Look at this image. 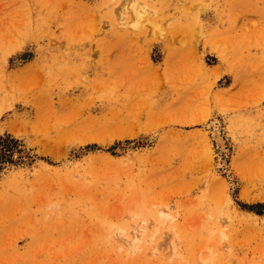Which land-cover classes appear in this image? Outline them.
Wrapping results in <instances>:
<instances>
[{"label":"rangeland","instance_id":"obj_1","mask_svg":"<svg viewBox=\"0 0 264 264\" xmlns=\"http://www.w3.org/2000/svg\"><path fill=\"white\" fill-rule=\"evenodd\" d=\"M0 264H264V0H0Z\"/></svg>","mask_w":264,"mask_h":264},{"label":"bare ground","instance_id":"obj_2","mask_svg":"<svg viewBox=\"0 0 264 264\" xmlns=\"http://www.w3.org/2000/svg\"><path fill=\"white\" fill-rule=\"evenodd\" d=\"M137 2V1H136ZM135 2V3H136ZM133 3V2H132ZM134 4V3H133ZM134 6V5H133ZM135 6H137V5H135ZM134 11H135V14H136V9H135V7H134ZM138 18V17H137ZM217 139H218V141L220 142V144L222 143V141H221V139L219 138V137H217ZM132 213H134L135 212V208H133V209H131L130 210ZM164 215V214H163ZM162 215V216H163ZM162 218V217H161ZM165 218V217H164ZM158 220V219H157ZM161 220V219H160ZM164 220V219H163ZM159 221V220H158ZM143 225V226H142ZM139 228L141 229V231H144L145 230V228H146V225H144V224H142ZM139 228H135V231L137 232L138 231V229ZM158 228V227H157ZM118 231H120V233H123L124 234V232L121 230V229H118ZM123 234H121V235H123ZM120 235V234H119ZM117 236V235H116ZM154 236V235H153ZM118 237V236H117ZM122 238V237H121ZM118 239H119V237H118ZM153 239H155V237H151L150 239H148V240H146L147 242H152L153 241ZM121 240V239H120ZM126 240H130V242H132L131 244H132V246L134 247V250L135 249H137V248H140L141 247V245H142V243H139L138 244V240H140V237L134 232V235L132 236V238L131 239H129V238H126V239H124V241H126ZM122 241V240H121ZM123 242V241H122ZM223 243V242H222ZM151 244H153V243H151ZM223 246H224V244H223ZM156 251H157V248L156 247H152L151 248V252H152V254H155L156 253ZM175 252V251H174ZM176 255V254H175ZM212 255H213V253L211 252L210 253V255L208 254V256H209V258H212ZM208 258V257H207ZM206 260V259H205Z\"/></svg>","mask_w":264,"mask_h":264}]
</instances>
